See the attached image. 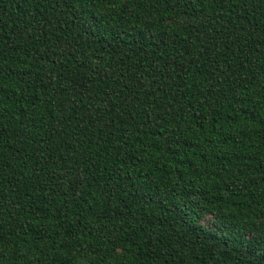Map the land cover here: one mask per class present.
Returning <instances> with one entry per match:
<instances>
[{"label":"trees","instance_id":"trees-1","mask_svg":"<svg viewBox=\"0 0 264 264\" xmlns=\"http://www.w3.org/2000/svg\"><path fill=\"white\" fill-rule=\"evenodd\" d=\"M0 264H264V0H0Z\"/></svg>","mask_w":264,"mask_h":264}]
</instances>
